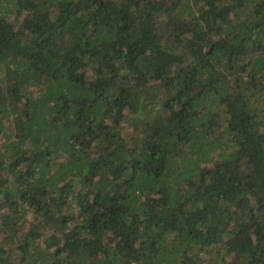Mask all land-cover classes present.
Returning a JSON list of instances; mask_svg holds the SVG:
<instances>
[{"label": "trees", "instance_id": "obj_1", "mask_svg": "<svg viewBox=\"0 0 264 264\" xmlns=\"http://www.w3.org/2000/svg\"><path fill=\"white\" fill-rule=\"evenodd\" d=\"M0 264H264V0H0Z\"/></svg>", "mask_w": 264, "mask_h": 264}, {"label": "rangeland", "instance_id": "obj_2", "mask_svg": "<svg viewBox=\"0 0 264 264\" xmlns=\"http://www.w3.org/2000/svg\"><path fill=\"white\" fill-rule=\"evenodd\" d=\"M214 154H216V153H214Z\"/></svg>", "mask_w": 264, "mask_h": 264}]
</instances>
